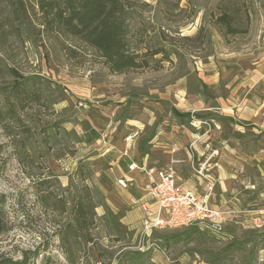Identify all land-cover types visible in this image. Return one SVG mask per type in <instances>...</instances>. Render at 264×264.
Segmentation results:
<instances>
[{
    "label": "rangeland",
    "instance_id": "1",
    "mask_svg": "<svg viewBox=\"0 0 264 264\" xmlns=\"http://www.w3.org/2000/svg\"><path fill=\"white\" fill-rule=\"evenodd\" d=\"M38 1L0 0V199L7 222L0 256L25 255L28 264H264L260 217L256 227L228 224L227 241L192 226L155 231L142 242L140 228L123 222L129 200L102 144L85 138L91 123L119 105L106 98L123 94L135 104L146 93L156 100L179 77L193 84L197 67L223 73V81L247 77L264 59V0H120L130 49L147 55L149 66L119 74L80 38L47 29ZM222 14L233 32L218 22ZM32 76L38 80L14 93ZM135 107L117 108L115 116L130 118ZM194 121L193 128L213 126ZM79 197L98 205L92 243L80 246L70 228Z\"/></svg>",
    "mask_w": 264,
    "mask_h": 264
},
{
    "label": "crops",
    "instance_id": "2",
    "mask_svg": "<svg viewBox=\"0 0 264 264\" xmlns=\"http://www.w3.org/2000/svg\"><path fill=\"white\" fill-rule=\"evenodd\" d=\"M245 74L240 80L232 76L223 81V73L205 74L197 67L193 84L190 78L179 77L170 89L156 94V100L146 93L135 98V104L123 94L106 98L112 103L117 99L118 114L137 104L130 118L116 117L113 110L85 132L88 141L102 144L114 182L129 200L130 209L123 216L126 225L138 230L144 208H153L146 170L164 169L176 161L178 188L203 194L205 182L193 166L210 157L218 167L213 170L216 184L209 205L230 217L220 238H232L226 233L231 222L255 227L261 223L257 218H264V59ZM194 120L213 126L193 128ZM136 131L135 139L125 141ZM131 165L136 167L133 171ZM122 178L129 180L127 188L118 186L116 181Z\"/></svg>",
    "mask_w": 264,
    "mask_h": 264
},
{
    "label": "trees",
    "instance_id": "3",
    "mask_svg": "<svg viewBox=\"0 0 264 264\" xmlns=\"http://www.w3.org/2000/svg\"><path fill=\"white\" fill-rule=\"evenodd\" d=\"M38 9L45 17L47 29L62 30L72 37L80 38L85 44L98 52L109 72L112 74L125 73L134 70L148 68L147 55H140L130 49L127 35V11L120 0H39ZM224 22L229 30V17L222 14L218 22ZM159 52L152 54L158 55ZM12 75L16 78L17 74ZM38 77L32 76L21 84L14 86V93L26 90L27 86ZM28 84V85H27ZM25 85V86H24ZM13 93V92H12ZM89 192L88 187L83 186ZM47 205L49 200L45 197ZM76 213L70 226L75 232L78 231V242L87 245L92 243L89 230L93 229L97 218L95 208L98 207L91 197L88 199L79 197L76 200ZM5 200L0 199V233L6 229V215L4 212ZM75 238H77L75 236ZM62 238V243L64 242ZM70 263H73L70 260ZM0 264H28V258L24 255L21 260H14L9 257L0 256Z\"/></svg>",
    "mask_w": 264,
    "mask_h": 264
},
{
    "label": "built area",
    "instance_id": "4",
    "mask_svg": "<svg viewBox=\"0 0 264 264\" xmlns=\"http://www.w3.org/2000/svg\"><path fill=\"white\" fill-rule=\"evenodd\" d=\"M201 124V121H194ZM138 132L125 137L129 142L138 136ZM211 158V157H210ZM199 162L193 166L195 175L205 182L204 193L198 194L188 190H180L177 186L175 164L171 161L164 169L146 170L150 181L147 193L153 200V208H144L139 229V239L147 241L155 231L168 228L183 229V227L203 226L214 235L222 233L227 222L230 221L229 213L220 209L210 207L209 200L213 194L216 180L213 178V170L218 164L211 162V159ZM136 167L130 166L133 171ZM118 186L127 188L129 180L122 178L116 181ZM150 248V246L148 245Z\"/></svg>",
    "mask_w": 264,
    "mask_h": 264
}]
</instances>
